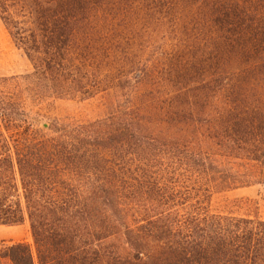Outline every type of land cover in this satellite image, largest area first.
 <instances>
[{
  "label": "trees",
  "instance_id": "obj_1",
  "mask_svg": "<svg viewBox=\"0 0 264 264\" xmlns=\"http://www.w3.org/2000/svg\"><path fill=\"white\" fill-rule=\"evenodd\" d=\"M37 104L110 98L104 118L33 123L0 103V264H264V0H0ZM259 185L262 214L211 210Z\"/></svg>",
  "mask_w": 264,
  "mask_h": 264
},
{
  "label": "rangeland",
  "instance_id": "obj_2",
  "mask_svg": "<svg viewBox=\"0 0 264 264\" xmlns=\"http://www.w3.org/2000/svg\"><path fill=\"white\" fill-rule=\"evenodd\" d=\"M33 72V67L23 51L17 48L8 31L0 20V103H19L28 113L29 119L37 123L70 125L92 122L106 117L112 111L113 102L110 98L97 97L93 100H51L37 104L28 95L29 89L21 86V77ZM264 179V171L262 172ZM262 187L249 188L218 194L211 204L212 212L216 214H232L249 216L262 214V209L248 208L241 201L256 200ZM26 243L33 245L28 223L18 227H0V252L14 244ZM4 264H11L8 260Z\"/></svg>",
  "mask_w": 264,
  "mask_h": 264
}]
</instances>
